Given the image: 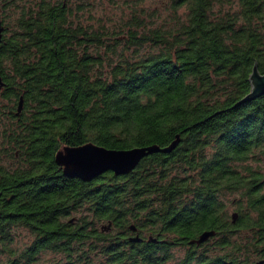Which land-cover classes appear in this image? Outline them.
<instances>
[{"label": "trees", "instance_id": "obj_1", "mask_svg": "<svg viewBox=\"0 0 264 264\" xmlns=\"http://www.w3.org/2000/svg\"><path fill=\"white\" fill-rule=\"evenodd\" d=\"M96 1L0 0V264H264V0ZM176 140L126 174L56 161Z\"/></svg>", "mask_w": 264, "mask_h": 264}, {"label": "water", "instance_id": "obj_2", "mask_svg": "<svg viewBox=\"0 0 264 264\" xmlns=\"http://www.w3.org/2000/svg\"><path fill=\"white\" fill-rule=\"evenodd\" d=\"M4 27L0 22V38ZM251 83L250 92L245 99H252L264 93V73L255 65L249 76ZM4 82L0 76V86ZM23 108V99L21 98L18 106V114ZM178 141H174L171 145L161 148L159 145H149L144 147H134L131 149H110L105 146L88 142L81 146H65L56 153V161L64 169L69 176H77L84 180H90L108 170L114 171L116 174H126L133 170L140 160L155 151H170L176 146ZM236 214H234V218ZM214 235V231H206L202 233L198 239L192 242H201L207 240ZM138 240V237H134ZM259 264H262L260 262Z\"/></svg>", "mask_w": 264, "mask_h": 264}, {"label": "rangeland", "instance_id": "obj_3", "mask_svg": "<svg viewBox=\"0 0 264 264\" xmlns=\"http://www.w3.org/2000/svg\"><path fill=\"white\" fill-rule=\"evenodd\" d=\"M162 0H147V3L145 5L147 6H154L156 4L160 5ZM82 16L84 20L86 21H97L98 23L100 21L104 22L107 25H110L115 20H119L121 16L120 9H117L114 7L108 0H99L95 2V5H92L90 10L86 13L82 12ZM85 15V17H84ZM3 126H0V147L1 143L3 142ZM1 152V148H0ZM29 240L28 236L25 232L21 233L20 235V244L25 243Z\"/></svg>", "mask_w": 264, "mask_h": 264}, {"label": "flooded vegetation", "instance_id": "obj_4", "mask_svg": "<svg viewBox=\"0 0 264 264\" xmlns=\"http://www.w3.org/2000/svg\"><path fill=\"white\" fill-rule=\"evenodd\" d=\"M0 20H1V17H0ZM2 24H3V22H2ZM2 24H1V26H2ZM4 31H5V28H4V30H3L2 33H5ZM2 38H3V37H1V39H0V45H1V42H2ZM0 47H1V46H0ZM0 88H2V86H0ZM1 120H2V118H1V114H0V126H1ZM0 148H1V147H0Z\"/></svg>", "mask_w": 264, "mask_h": 264}]
</instances>
